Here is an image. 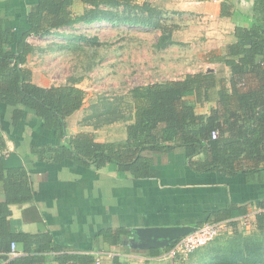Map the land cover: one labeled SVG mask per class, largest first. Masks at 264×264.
<instances>
[{"label": "trees", "instance_id": "obj_1", "mask_svg": "<svg viewBox=\"0 0 264 264\" xmlns=\"http://www.w3.org/2000/svg\"><path fill=\"white\" fill-rule=\"evenodd\" d=\"M80 1L86 9L74 15L71 7L75 0H37L28 11L22 31L0 17V102L6 105L4 119L15 127L25 111H32L40 119V127L52 132L58 140V143L31 144V153L37 160L71 159L83 166H110L122 174L147 177L155 175L154 154L175 150L185 153L189 165L196 171L244 173L249 178L264 172V0H253L248 21L235 26V40L207 57L211 63L225 64L230 70L228 77L218 76L209 69L134 88L132 114L126 118L129 121L126 138L119 141H98L91 131L69 132L68 119L84 106L86 92L76 84L78 80L48 87L34 82L32 70L26 65L35 51L29 37H46L79 22L104 21L159 28L162 33L158 47L176 41L172 29L154 20L160 11L149 1ZM237 2L222 0L221 15H233ZM214 88L217 89L216 104L208 114L199 113L196 104L209 101ZM213 131L217 133L215 138ZM3 148L0 121V189L5 193V200H0V264H47L53 252L62 250L50 233L11 230L8 219L11 204L30 201L33 187L28 158H22L17 152L4 153ZM260 206L264 209V200ZM247 213L248 210L231 205L213 212L209 222L228 221L236 226L239 220L235 217ZM256 219L259 233L237 231L223 244L206 247L200 260L213 264H264V210L257 213ZM176 241L163 250H151V254L168 251ZM12 242L21 244L23 255H9ZM53 257L59 258L61 264H74L78 260L96 264L91 254L63 253ZM113 264L124 263L116 256Z\"/></svg>", "mask_w": 264, "mask_h": 264}, {"label": "crops", "instance_id": "obj_2", "mask_svg": "<svg viewBox=\"0 0 264 264\" xmlns=\"http://www.w3.org/2000/svg\"><path fill=\"white\" fill-rule=\"evenodd\" d=\"M36 1L0 0V17L11 23L17 31H22L27 24L28 11ZM221 1L173 0L171 3L177 9L192 13L190 21H185L184 25L179 24L178 29L181 28L180 33H184L189 28L191 38H195L197 34H205L206 41L217 47L215 50L210 48L212 50L208 53L220 52L227 43L235 40V26L238 22L248 21L253 3V0H238L233 15L222 16ZM242 1L246 2V7L242 6ZM169 5L167 3L168 8ZM76 7H81V12L75 13ZM71 9L74 15H80L85 11L86 5L75 0ZM98 22L106 23H94ZM187 22L190 23L188 27L185 26ZM82 24L83 22H79L73 26ZM73 26L63 27V30L67 31L68 27ZM59 32H62V28L54 34H60ZM177 33L178 30L172 37L175 41H180ZM36 37H29V41L35 45V51L26 64L32 70L33 81L45 87L71 82L72 80L53 83L52 76L43 74L41 66H35L39 56L38 46L33 41ZM223 68L226 72L222 77H228L229 68L225 64ZM212 70L220 76L215 67ZM76 84L82 87L79 81ZM214 92L215 97L211 96L206 101L211 104L210 107L216 104V88L210 94ZM80 110L68 119L71 134L91 131L98 141H115L100 138L99 127L86 122L71 130V118ZM209 110L210 108L199 113L208 114ZM5 111L6 105L0 102L4 139L2 151L7 154L17 152L22 158H28V173L33 187V198L30 201L11 204V216L8 218L11 230L31 234L50 233L53 240L62 247L61 252L56 253L91 254L96 264H113L116 256L124 264H183L185 262L177 263L165 257L167 251L152 255L151 250H163L168 245L140 246L135 229L171 225L199 226L209 222L213 212L231 205L248 210L247 214L235 217L239 221L264 210L260 206L264 200V172L249 178L244 173L231 175L223 171H196L189 165L185 153L175 150L154 154L155 175L147 177L122 174L110 166H83L71 159L62 162L39 161L31 153L30 145L58 143V140L52 132L40 127V119L32 111H25L24 117L15 127L4 119ZM125 138L126 135L123 139ZM0 200H5L2 189ZM15 252L12 253L11 249L9 255L14 257L24 254L18 242ZM56 253L51 254L52 258L47 264H61L59 258L53 257L59 255ZM74 264L83 263L78 260Z\"/></svg>", "mask_w": 264, "mask_h": 264}, {"label": "rangeland", "instance_id": "obj_3", "mask_svg": "<svg viewBox=\"0 0 264 264\" xmlns=\"http://www.w3.org/2000/svg\"><path fill=\"white\" fill-rule=\"evenodd\" d=\"M139 1H149L159 10V16L154 20L157 19L163 26L172 29V36L178 30L180 41L158 47L162 33L159 28L107 22L75 25L68 27V32L62 28L60 34L36 37L33 40L38 46L39 54L35 66H41L43 74L52 76L53 83L78 80L86 90L84 106L71 118V130L80 127L84 122L94 126L98 124L95 127H99L100 138L123 140L129 122L126 118L132 114L134 88L184 77L187 73L206 71L213 67L220 76L225 75L224 64L218 65L207 60L208 52L217 47L206 41L205 34H195L197 38H191L189 28L180 33L181 28H178L185 21H190L192 13L177 9L171 4L173 0ZM167 3L170 4L169 8ZM242 4L243 7L247 6L244 1ZM74 12H81V7H76ZM189 25L187 22L185 26ZM210 48L212 49L209 50ZM211 94L210 99L211 96L215 97V92ZM210 105L208 102L197 103V111H207ZM119 116L121 118L114 122H105ZM237 231L246 234L259 233L256 214L252 213L246 220L238 221L236 226L228 223L218 237L185 260L176 262L213 264L204 259L200 260L203 250L223 244Z\"/></svg>", "mask_w": 264, "mask_h": 264}, {"label": "built area", "instance_id": "obj_4", "mask_svg": "<svg viewBox=\"0 0 264 264\" xmlns=\"http://www.w3.org/2000/svg\"><path fill=\"white\" fill-rule=\"evenodd\" d=\"M212 136L217 137L216 131H213ZM228 221L206 222L197 227L190 234L184 235L177 239L176 243L165 253V257L172 260L186 259L197 248L202 247L219 236ZM12 253H16V243H11ZM99 262V259H98Z\"/></svg>", "mask_w": 264, "mask_h": 264}, {"label": "water", "instance_id": "obj_5", "mask_svg": "<svg viewBox=\"0 0 264 264\" xmlns=\"http://www.w3.org/2000/svg\"><path fill=\"white\" fill-rule=\"evenodd\" d=\"M196 229L197 226L193 225L152 226L138 227L135 229V233L140 246L162 247Z\"/></svg>", "mask_w": 264, "mask_h": 264}]
</instances>
